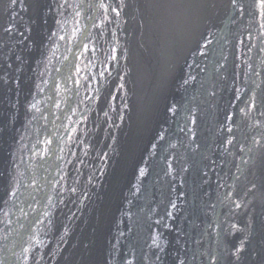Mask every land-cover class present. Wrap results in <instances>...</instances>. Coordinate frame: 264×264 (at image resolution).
Segmentation results:
<instances>
[{
	"label": "water",
	"instance_id": "obj_1",
	"mask_svg": "<svg viewBox=\"0 0 264 264\" xmlns=\"http://www.w3.org/2000/svg\"><path fill=\"white\" fill-rule=\"evenodd\" d=\"M41 1L40 20L26 15L25 32L18 35L12 31L16 4L10 5L3 25L4 2L0 0V264H76L86 222L92 226L88 264H196L199 255L202 259L197 264H260L263 245L256 231L264 214V139L257 129L262 110L258 57L254 58L255 78L250 86L247 76L241 85L238 79L233 86L228 83L230 90L238 89L239 102L230 106L228 118L241 113L245 140L240 141L244 149L240 158L248 154L247 165L230 178L236 167L233 151L223 157L226 169L216 181L221 183L208 194L201 161L202 155L204 161L208 157L218 160L222 154L212 153L211 147L223 125H213L210 133L205 130L214 112L212 106L215 108L223 91L214 84L213 97H206L207 82L224 46L232 44L246 24L248 0H243L230 24L232 37L219 50L217 44L210 64L202 66L201 51L194 57L189 78L179 96L174 95L179 98L173 97L160 134L137 166L124 170L123 186L113 194L118 203L109 205L98 191L100 186L103 192L107 189L109 177L100 183L99 172L111 164L110 174L116 168L113 163L123 157V142L133 131L135 112L136 65L133 67V59L128 62L126 33L123 24L112 19L105 30L108 40L101 39L99 26L105 19L107 0ZM124 3L116 1L121 8ZM235 13L236 8L231 17ZM228 22H222L223 26ZM115 26L121 35L113 43ZM4 34L10 44L7 50L1 45ZM254 34L256 42V29ZM15 44L21 51L9 54ZM212 47L211 42L208 48ZM238 72L237 68L234 73ZM19 77L21 87L16 82ZM113 86L122 103H113V97L106 102ZM247 93L251 95V127L247 126ZM198 97L203 99L200 105L206 118L198 116L199 133L190 141L199 150L190 167L179 175L178 184L177 174L169 176L166 171V156L170 141L176 140L182 128L185 112ZM97 112L102 117L101 136L107 138L91 153L96 126L91 117ZM198 136H206L200 145L195 142ZM185 145L182 147L188 150ZM74 169L86 175L73 177ZM79 179L84 189H79ZM200 208L205 220L197 229ZM209 234L212 249L207 251L203 241L209 240Z\"/></svg>",
	"mask_w": 264,
	"mask_h": 264
},
{
	"label": "bare ground",
	"instance_id": "obj_2",
	"mask_svg": "<svg viewBox=\"0 0 264 264\" xmlns=\"http://www.w3.org/2000/svg\"><path fill=\"white\" fill-rule=\"evenodd\" d=\"M2 1L4 2V8L1 13V20L3 25L6 24V21L9 17L10 5L16 4V7L14 9V18L16 19V24L12 30L14 34H18L19 31H21V33L25 32L24 18L26 15L34 18L36 21L40 20L41 7L44 6V3L41 0ZM116 1L119 3L120 0L106 1V4L108 5L106 6L107 10H104L103 12L105 15V19L104 21H102L101 26H99V30H101V39H104L106 41L108 40L109 34L106 35L105 30L109 20L116 19L119 21V24H123L122 26L124 28V32L126 33V38L123 40L124 46L126 45V48L130 54L128 62L130 61V59H133L132 65H136V67H134L133 65V67L136 69V75L133 79L135 88V94L133 97V105L135 108V112L133 113V130H137L135 134H137V141L139 147L141 148V152L138 155L139 163L145 152L148 150L147 148L151 144L152 140H154L158 136L154 129L158 132L163 119L172 110L173 104H171V101L175 94L178 95L180 93L179 90L181 89L183 84L181 78L183 74L187 72L186 68L192 63L190 62L191 59L201 51L199 60H202L203 56L206 55L202 66H208L210 64L209 57L210 54L213 53L214 48L216 49L218 44V50L221 49L224 46L222 45V43L225 44L228 40L229 33L232 27V25L230 24L235 18V16L233 17V15V18L231 17V13L233 12L234 8H236V13L240 10L243 0H125L122 8L121 5L116 4ZM20 4H22V6L24 7H22ZM261 6V0L247 1L246 24L235 35V40L233 41V43L224 46L214 66L211 79H209L208 77V91L206 97H213L211 89L215 87L214 84L217 85L219 91H223L222 95H218L219 98L217 105H215V108L212 106L214 112L210 116L208 121L210 124L209 128L205 130V132H207L213 125H215V127H218L222 123L221 126L223 125V131L217 138L218 143L215 142L211 147L212 153H218L220 147V152L222 154L218 160H213L212 157H208V159L203 161L204 156L202 155L201 157L203 169L205 168L204 181L206 183L205 185L207 187L208 194H212L221 183L219 181L216 184V178L218 179L217 172H220V175H222L226 169V164L223 162V157L225 158L230 152L233 151L232 157L236 162V167L231 173L230 178H233L236 173L237 175H239L240 171L247 165V162L249 160L248 154L245 156L244 161H242L240 158L241 154H244V149L242 148L240 141L245 140L243 139L244 136H241V133H243L244 130H238L239 128H241V113L235 112L233 114V119L230 121L229 118L227 121H223L222 117L228 113L230 106H232L234 103L239 102L237 87H234L230 90L228 86V83L233 80L232 76H234V80H239L240 85L242 79L246 76L248 86H250L252 83L251 78L253 68L251 69L250 59H247V55L248 52L255 55L252 46L253 44L255 45V41L251 40V38H253V36L255 35V29L256 36L262 35L264 39V26L260 27V33L258 31L263 16V13L259 8ZM230 18L231 20L229 21ZM224 21L229 22L225 26H223L222 22ZM254 25L255 29H253ZM116 29L117 27L115 26L112 30L115 31ZM222 31L227 32L223 34ZM31 33H33V31ZM206 33H210L212 37L218 36V39L219 37H222L218 40V42H214V45L212 44V48L208 49L211 39H205L200 42V39L203 36H206ZM119 35H121L119 30L115 31V38H113V43H116L117 37ZM246 40L252 42L250 43ZM1 45L3 46L2 50L5 48L7 50V48L10 46L9 42H7L6 34L3 35ZM258 47L264 57V40L262 41V46L259 45ZM243 49L247 51L245 53H241V50ZM258 49H255L256 53L258 52ZM13 50H15L16 52L21 51L20 47L16 46V44L13 47H10L9 54ZM21 55L22 54H20V57ZM238 58H240V61L243 58V62L241 61V63L238 64ZM15 61L16 58L13 59V62ZM254 62L255 60L253 61L252 66H254ZM19 63L20 62L16 64ZM237 68L239 72L234 73ZM261 69H263V74L260 70L257 72V75L260 78L259 80L261 81H259V100L262 103V110L260 111L258 117L260 126L257 129L259 133L263 132V141L264 63L261 66ZM16 82H18L17 86L21 87L20 83L22 84L23 80H21V77H19V79L17 78ZM156 84L157 86H155ZM117 94L118 91H115V87L113 86L111 94H109L110 96L108 95L109 97L107 96L108 98L106 97L105 99L106 102L108 103V101L113 97V103H115V101L117 100L122 103L123 99H119ZM178 96L174 97V99L179 98ZM250 98L251 95L247 93L248 127L252 126L253 121V119H251L252 113L250 108L251 101L249 102ZM202 101L203 99L201 97H198L192 102V106L189 108V111H186L184 114L185 120L182 123V128L176 136V140L174 139L170 141L169 144V151L166 156L168 162L166 171L169 176L177 174L176 176L178 184L179 175L183 170L185 171L186 166L188 168L190 167V157L197 150H199L198 148L197 150H195L194 144L192 145L190 138L193 135H197L199 133V123H197L196 125L198 116L202 115L201 117L206 118V113L203 112V107L201 108L200 105L202 104ZM126 102L128 103L129 99H126ZM130 109L132 112V104ZM140 114L142 115V120L139 119ZM101 119L102 117L100 112L95 113L91 117V123L93 125H96L93 133L94 138L92 137L90 140V145L92 147V149H90L91 153H94L98 146L103 142V138H107L104 137V135L103 138L101 136L103 130L101 123L102 121H100ZM232 128L233 131L231 132ZM182 129L183 131H185V133H182ZM131 133H129L124 139L123 148L125 149V151L123 157L115 161L114 163L112 162L113 164H115L114 167L116 168H114L113 171L109 174L108 168L111 165L109 164L106 170L104 168L102 173L99 172L100 183L106 182L107 177H109L108 179L110 184L108 185L107 189L103 192V187L100 186V190L98 188V191H102L101 200L103 202H108V205L109 202H112L114 204L118 203V201L114 199L113 194L121 190L123 186V183H121V181L123 178V173L125 172L124 170L129 169L132 165V160L129 158L128 150L132 141ZM206 134L207 133H205V135ZM204 137L206 136H198L195 140L196 144L200 145V143L203 142ZM222 141L223 143H221ZM184 143L186 144L185 147H188L189 145L190 148L188 150L182 147ZM90 145H88V147ZM196 159H198V154ZM111 161L113 160H110V163ZM134 168L135 167L133 165V169ZM81 175L84 176L86 174H81V171L79 169H74L73 177ZM159 177H157V180L159 179ZM81 181L82 180L79 179V183ZM81 187H83L82 189H84L85 185L80 183L79 189H81ZM72 201H75V199H72ZM178 209L179 212L183 210L182 201L179 202ZM199 210L200 215L197 217L198 223L196 221L195 226H197L198 224H201V226H203L205 220V215L201 216V208ZM83 213L82 217L86 215V213H84V215ZM79 220H81V218L78 219V221ZM107 222L108 221H106V223ZM90 224V222H86V229L82 231L84 232V239L83 241L79 242L80 252L76 264H88L87 261L89 259L87 254L89 249H93L91 248V243L88 241L89 232L91 231L90 228H92V226L89 227ZM82 226L84 228L83 224ZM199 226L200 225L197 226V229L199 228ZM201 226L200 229L202 228ZM197 229L195 231V234L197 232ZM175 232H178V227L175 228ZM256 232L258 234L260 233L259 235H261L262 237L263 250L261 252L260 264H264V214L261 218L260 224H257ZM256 232H254V234H256ZM209 237L210 234L207 236V238L209 239ZM254 238L256 237L254 236ZM203 243L205 246L204 248H206L207 251H209V249H212V241H210V239L208 241H203ZM201 259L202 256L199 255L197 260L201 261ZM197 260L195 261L196 264Z\"/></svg>",
	"mask_w": 264,
	"mask_h": 264
},
{
	"label": "rangeland",
	"instance_id": "obj_3",
	"mask_svg": "<svg viewBox=\"0 0 264 264\" xmlns=\"http://www.w3.org/2000/svg\"><path fill=\"white\" fill-rule=\"evenodd\" d=\"M241 4V3H240ZM260 9H261V11H262V13H263V16H262V22H261V24L259 25V28H258V31H259V33H260V27H263L264 26V4H262V6L261 7H259ZM239 11H237V13H238ZM236 13V14H237ZM236 14L234 15V16H236ZM233 16V17H234ZM232 17V18H233ZM41 18V17H40ZM253 27V26H252ZM226 29V28H225ZM224 29V30H225ZM45 30V29H44ZM44 30H43V32L42 33H44ZM223 30V31H224ZM233 26H232V28H231V30H230V33H229V37H232V33H233ZM222 31V32H223ZM227 31H229V30H227ZM227 31H225V32H223V34H225ZM214 35V34H213ZM222 35V34H221ZM253 35V34H252ZM208 37V38H207ZM222 37V36H221ZM221 37H219V39L221 38ZM205 39H211V42H212V44L215 42H218V36L217 37H212V35L210 34V33H206V36H203L201 39H200V42L202 41V40H205ZM230 39V38H229ZM217 40V41H216ZM234 40H235V38H234ZM251 40H254V36H253V38H251ZM246 41H248V42H252V41H249V40H246ZM255 41V40H254ZM262 41H263V36L262 35H257L256 36V42H255V45L253 44L252 46H253V52L255 53V55H253V54H250V52H248V55H247V59L249 60L250 59V63H251V69L253 68V66H252V64H253V61H254V58H256V57H258V62H259V65H260V67H259V70H261L260 68H261V66L263 65V63H264V57H263V54L260 52V50L258 49L259 47V45L260 46H262ZM199 42V43H200ZM210 42V43H211ZM237 42V41H236ZM256 43H257V45H256ZM236 44V43H235ZM210 45V44H209ZM214 45V44H213ZM212 45V46H213ZM222 45H224V43H222ZM256 46V47H255ZM208 49H210V48H208ZM255 49L257 50L258 49V52L256 53L255 52ZM208 51V50H207ZM247 50H245V49H243V50H241V53H245ZM207 54V53H206ZM261 54V55H260ZM201 55V54H200ZM193 56H194V54H193ZM253 56V57H252ZM195 57V56H194ZM193 57V58H194ZM249 57V58H248ZM262 57V58H261ZM193 58L191 59V61L190 62H192L193 61ZM206 58V55L205 56H203V58H202V60H201V63H203L204 62V59ZM243 59V58H242ZM242 59H241V61H242ZM241 61H240V58H238V64H240L241 63ZM243 62V61H242ZM186 70H187V72L186 73H184L183 74V76H182V78H181V81H182V87L181 88H184V85H185V83H186V81H187V79L189 78V70H190V66H188L187 68H186ZM258 70V71H259ZM185 76H186V78H185ZM231 76H232V74H231ZM233 77V80L231 81L232 82V84H231V86H233V84L235 83V80H234V76H232ZM249 77V76H248ZM250 78V77H249ZM252 78H255V73H254V75L252 76ZM252 78H251V81H252ZM186 79V80H185ZM257 79H260L259 77H258V75H257ZM185 80V81H184ZM226 83H228V82H226ZM20 85L22 86V84L20 83ZM155 86H157V84L155 85ZM221 86H222V84H221ZM180 91V90H179ZM251 101V98H250V100H249V102ZM228 114L229 113H227L225 116H223L222 117V120L223 121H227L228 120ZM202 116V115H201ZM139 119L140 120H142V115L140 114V117H139ZM251 119H253V117L251 116ZM222 124V123H221ZM242 128H239L238 130L240 131ZM137 130H133V132L131 133V143H130V146H129V148H128V150H129V158L132 160V164L134 165V167H136L137 166V164H138V155H139V153L141 152V148L139 147V144H138V141H137V134H135V132H136ZM154 131L157 133V131L154 129ZM212 131V127H211V129H209V131H208V133H210ZM243 133H244V131H243ZM243 133H241V135L243 134ZM160 133H157V135H159ZM216 143H218V139L216 140ZM221 143H223V141L221 142ZM218 152H220V147H219V151ZM194 155H196V153H194V154H192V156L190 157V160H193L194 159ZM220 157H221V155H220ZM244 158L245 157H243L241 160L243 161L244 160ZM226 159V158H225ZM218 173V179H219V177L221 176L220 175V172H217ZM216 181H217V178H216Z\"/></svg>",
	"mask_w": 264,
	"mask_h": 264
},
{
	"label": "snow or ice",
	"instance_id": "obj_4",
	"mask_svg": "<svg viewBox=\"0 0 264 264\" xmlns=\"http://www.w3.org/2000/svg\"><path fill=\"white\" fill-rule=\"evenodd\" d=\"M261 3L264 4V0H261Z\"/></svg>",
	"mask_w": 264,
	"mask_h": 264
}]
</instances>
